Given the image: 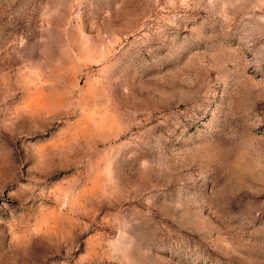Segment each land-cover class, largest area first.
Returning a JSON list of instances; mask_svg holds the SVG:
<instances>
[{
  "label": "rangeland",
  "instance_id": "1",
  "mask_svg": "<svg viewBox=\"0 0 264 264\" xmlns=\"http://www.w3.org/2000/svg\"><path fill=\"white\" fill-rule=\"evenodd\" d=\"M0 264H264V0H0Z\"/></svg>",
  "mask_w": 264,
  "mask_h": 264
}]
</instances>
